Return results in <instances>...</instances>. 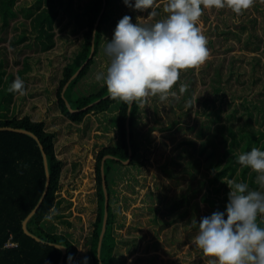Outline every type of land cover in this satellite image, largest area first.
I'll use <instances>...</instances> for the list:
<instances>
[{
    "label": "rangeland",
    "instance_id": "1",
    "mask_svg": "<svg viewBox=\"0 0 264 264\" xmlns=\"http://www.w3.org/2000/svg\"><path fill=\"white\" fill-rule=\"evenodd\" d=\"M93 1L0 0V114L29 115L44 121L46 129L55 133L62 173L51 208L58 214L48 220V211L45 226L75 244L74 264L84 256L93 264L89 247L97 211L96 153L119 144L114 107L91 112L75 123L56 104L62 67L81 48ZM116 4L112 18L117 23L129 15L133 23L154 24L167 15L168 0H155L151 9L143 11L126 6L123 0ZM151 11L157 15L151 16ZM197 26L208 40V58L181 69L167 99L148 95L137 100L136 130L142 134L152 129L148 138L140 135L135 163L124 162L111 184L116 264H213L216 258L193 244L197 229L191 222L225 211L230 191L227 183L239 182L244 167L237 157L253 147L264 150V136L258 144L254 142L264 134V0H255L241 14L228 6L203 8ZM114 29L104 35V42L111 40ZM109 62L105 54L96 56L79 94L96 87L100 82L97 73L106 71ZM16 77L24 81L22 92L9 91ZM183 84L188 89L181 93ZM170 124L173 128L166 129ZM217 124L226 133L231 128L236 139L240 133L244 137L233 145L235 171L221 178L220 193H211L219 195L220 201L213 206L203 198L209 185L200 189L197 183L206 171L198 148ZM196 159L200 163L194 165ZM251 172L255 171L249 167ZM194 202H198V211ZM257 222L264 227V216H258Z\"/></svg>",
    "mask_w": 264,
    "mask_h": 264
},
{
    "label": "trees",
    "instance_id": "2",
    "mask_svg": "<svg viewBox=\"0 0 264 264\" xmlns=\"http://www.w3.org/2000/svg\"><path fill=\"white\" fill-rule=\"evenodd\" d=\"M103 3H105V10L97 22ZM116 6V0L93 1L88 10L81 48L62 67L61 77L55 91L58 110L65 118L75 123L82 122L91 112H105L113 107L117 109L114 119L119 134V144L103 147L95 156L97 211L89 247L93 264L117 263V239L114 233L115 214L111 207L113 194L111 184L115 181V173L119 172L120 167L125 166L124 161L128 160V165L135 163L134 158L141 143L140 135L148 138L152 129L140 134L135 128L139 110L138 102H133L129 108L125 102L112 98L102 80L96 82L95 88L79 94L82 81L95 63L96 56L105 54L104 47L108 41L104 42L103 38L110 28L113 29L117 25V20L112 18V10ZM91 48L94 49L93 56L80 72L71 78L87 60ZM216 79L219 83V74ZM215 90L217 91L218 88ZM173 125L170 124L166 129H172ZM16 129L29 131L37 139L31 134ZM212 131L210 137L203 140L198 148L202 154L206 171L204 178L197 180V183L201 186L200 189L204 184L209 185L203 198L214 206L220 204L219 195L214 197L211 193H217V191L220 193L221 178L225 175L231 176L235 171V156H231L234 152L233 145L238 142V139L244 137V134L240 133V138L236 139L235 132L231 128L227 133L224 132L225 127L221 124L213 127ZM263 136L264 134H261L254 138V142L258 144ZM43 152L46 157V167ZM105 156L108 157L104 159ZM199 161L196 159L194 165L200 163ZM248 170L249 167L245 166L241 169L238 175L239 182L248 183L250 190L263 191L264 188L256 182L257 174L248 173ZM46 171L49 175L47 191L40 206L26 223L28 231L41 240L37 241L23 231L22 222L35 208L43 194ZM61 173V160L55 152V133L46 129L44 121L34 120L29 115L9 117L0 114V264H58L62 257L63 264H68L69 254L75 258L77 253L75 244L65 234L48 230L44 225L45 217L54 204ZM102 176L106 184L108 206L105 231L99 243L105 212ZM193 207L198 211V202H194ZM260 226L263 227L262 224ZM8 241L16 245L5 246ZM55 244H63L66 253L63 255Z\"/></svg>",
    "mask_w": 264,
    "mask_h": 264
},
{
    "label": "clouds",
    "instance_id": "3",
    "mask_svg": "<svg viewBox=\"0 0 264 264\" xmlns=\"http://www.w3.org/2000/svg\"><path fill=\"white\" fill-rule=\"evenodd\" d=\"M123 2L143 11L151 9L155 0ZM254 3L255 0H168L166 17L147 25L133 23L131 16L124 15L104 47L110 61L106 71L97 73L95 78L104 82L112 98L125 102L129 108L148 95H159L165 100L179 79L180 70L202 64L209 56L208 40L197 26L203 8L228 6L241 14ZM149 14L157 15L155 11ZM23 89V79L16 77L9 91ZM187 89L188 85L183 84L180 92ZM237 162L255 171L256 182L264 188V150L253 147L241 153ZM227 184L230 191L225 211H214L199 222H191L197 229L193 244L206 256L215 257L213 264H264V227L257 222L258 216H264V191L250 190L246 182ZM49 212L48 220L58 214L54 207ZM55 246L65 248L63 244ZM67 260L74 264L73 255L69 254ZM75 264H89V258L84 256Z\"/></svg>",
    "mask_w": 264,
    "mask_h": 264
},
{
    "label": "water",
    "instance_id": "4",
    "mask_svg": "<svg viewBox=\"0 0 264 264\" xmlns=\"http://www.w3.org/2000/svg\"><path fill=\"white\" fill-rule=\"evenodd\" d=\"M104 10H105V3H103L102 9H101V11H100V14H99L98 17H97V22L99 21V19H100L102 13L104 12ZM93 51H94V49L91 48V52H90V54H89L87 60H86V61H85V62H84L79 68H78V70L72 75L71 78L75 77V76L80 72V70L84 67V65L88 62V60L93 56ZM71 78H70V79H71ZM67 84H68V82L64 85L63 90L66 88ZM90 105H92V104H90ZM71 111H74V110L71 109ZM16 130H18V131H20V132H25V133H28V134H31L32 136H34V135H33L31 132H29V131L22 130V129H16ZM34 138L37 139L36 136H34ZM127 139H128V136H127ZM39 146H40V148L42 149V146H41L40 144H39ZM43 157H44V164H45V167H46V157H45V153H44V152H43ZM106 157H108V156H105L104 159H105ZM104 159H103V160H104ZM124 162L127 163L128 160H126V161H124ZM48 184H49V175H48V173H47V171H46V183H45V187H44L43 194H42V196H41L39 202H38L37 205L35 206V208H34V209H33V210L27 215V217H26V218L24 219V221L22 222V228H23V231H24L27 235H30L32 238H34V239L37 240V241H41V240H40L37 236L32 235V234L28 231V229H27V227H26V223H27V220L31 217V215L34 214V213L36 212L37 208L40 206L41 201H42V199H43V197L45 196V193H46V191H47ZM102 184H103V190H104V194H105V212H104V220H103L102 231H101V234H100V236H99V243H100V240H101V238H102V235H103V233H104V231H105L106 216H107V206H108V194H107V191H106V184H105V181H104V176H102ZM98 249H99V245H98ZM60 250L62 251V254H63V255L66 253V248H64V249H60ZM58 264H63V257L60 259V261H59Z\"/></svg>",
    "mask_w": 264,
    "mask_h": 264
},
{
    "label": "built area",
    "instance_id": "5",
    "mask_svg": "<svg viewBox=\"0 0 264 264\" xmlns=\"http://www.w3.org/2000/svg\"><path fill=\"white\" fill-rule=\"evenodd\" d=\"M10 245H16V243H13V242H10V241H8L6 244H5V246H10Z\"/></svg>",
    "mask_w": 264,
    "mask_h": 264
},
{
    "label": "crops",
    "instance_id": "6",
    "mask_svg": "<svg viewBox=\"0 0 264 264\" xmlns=\"http://www.w3.org/2000/svg\"><path fill=\"white\" fill-rule=\"evenodd\" d=\"M34 120H36V119H34ZM46 222V220H44V223ZM45 225V224H44Z\"/></svg>",
    "mask_w": 264,
    "mask_h": 264
}]
</instances>
